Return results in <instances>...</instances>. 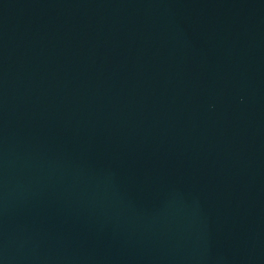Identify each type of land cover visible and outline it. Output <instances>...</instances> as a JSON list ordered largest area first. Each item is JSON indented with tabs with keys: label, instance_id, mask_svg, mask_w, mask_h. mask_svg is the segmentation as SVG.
Here are the masks:
<instances>
[{
	"label": "water",
	"instance_id": "water-1",
	"mask_svg": "<svg viewBox=\"0 0 264 264\" xmlns=\"http://www.w3.org/2000/svg\"><path fill=\"white\" fill-rule=\"evenodd\" d=\"M0 264H264V0H0Z\"/></svg>",
	"mask_w": 264,
	"mask_h": 264
}]
</instances>
